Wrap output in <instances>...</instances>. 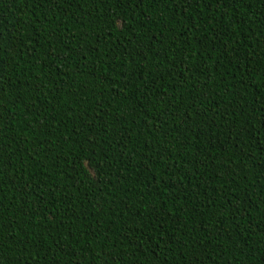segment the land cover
I'll list each match as a JSON object with an SVG mask.
<instances>
[{"label":"trees","instance_id":"1","mask_svg":"<svg viewBox=\"0 0 264 264\" xmlns=\"http://www.w3.org/2000/svg\"><path fill=\"white\" fill-rule=\"evenodd\" d=\"M0 264H264V0H0Z\"/></svg>","mask_w":264,"mask_h":264}]
</instances>
